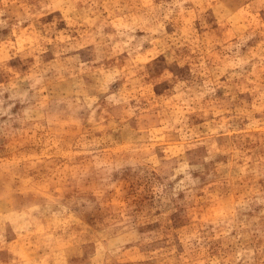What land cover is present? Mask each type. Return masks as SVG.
<instances>
[{"label": "rangeland", "instance_id": "1", "mask_svg": "<svg viewBox=\"0 0 264 264\" xmlns=\"http://www.w3.org/2000/svg\"><path fill=\"white\" fill-rule=\"evenodd\" d=\"M0 264H264V0H0Z\"/></svg>", "mask_w": 264, "mask_h": 264}]
</instances>
